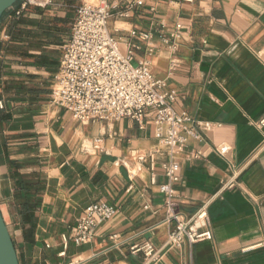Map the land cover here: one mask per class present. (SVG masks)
Listing matches in <instances>:
<instances>
[{
    "label": "crops",
    "instance_id": "0c3cea01",
    "mask_svg": "<svg viewBox=\"0 0 264 264\" xmlns=\"http://www.w3.org/2000/svg\"><path fill=\"white\" fill-rule=\"evenodd\" d=\"M88 1L30 7L12 33L10 15L0 25V210L19 264H264V0H108L133 4L127 19L112 11L109 31L175 92V111L221 125L176 156L177 210L207 206L201 230L212 235L180 249L167 245L173 224L163 223L159 186L168 156L152 114L143 129L132 119L79 123L51 103L77 8ZM99 202L117 217L60 258L62 236ZM135 245L160 261L133 254Z\"/></svg>",
    "mask_w": 264,
    "mask_h": 264
},
{
    "label": "built area",
    "instance_id": "2783aa9c",
    "mask_svg": "<svg viewBox=\"0 0 264 264\" xmlns=\"http://www.w3.org/2000/svg\"><path fill=\"white\" fill-rule=\"evenodd\" d=\"M181 2L193 4L195 0ZM51 5L53 0H22L11 10L9 17L19 20L30 7L45 8ZM132 9V3L121 8L120 3L110 4L108 0L83 3L77 8L71 37L63 47L60 67L54 77L51 103L65 109L79 123L132 119L143 129L148 114H152L160 144L167 150L168 156L161 164L166 183L159 186L165 198L163 223L173 224L167 245L170 249H180L184 244L194 245L210 240L212 235L209 231L201 230L208 218L207 206L190 216L177 210L174 186L180 180V166L176 156L183 153L191 142H202L204 133L221 125L196 121L189 114L177 113L173 108L177 100L175 92L154 75L150 63L138 60L133 48L127 52L121 49L120 41L109 31L112 11H117L118 18L127 19ZM177 29L181 30L182 27L178 25ZM139 38L143 42L149 39L147 35H140ZM171 47L173 51L177 49L175 45ZM4 109L5 103L0 101V110ZM260 126H264V120ZM230 151L227 145L217 148L221 156L228 155ZM192 156L199 159L202 152L196 151ZM151 167H155L152 158ZM233 186L231 184L229 188ZM117 215V209L106 203L90 205L71 233L62 236L63 251L59 257H66L71 242L76 246L94 242L98 227L112 222ZM130 250L133 254L143 251L146 259L154 263L162 257L159 251L151 247L142 249L135 245ZM68 264H79V261L73 259Z\"/></svg>",
    "mask_w": 264,
    "mask_h": 264
},
{
    "label": "water",
    "instance_id": "95a60500",
    "mask_svg": "<svg viewBox=\"0 0 264 264\" xmlns=\"http://www.w3.org/2000/svg\"><path fill=\"white\" fill-rule=\"evenodd\" d=\"M22 0H0V21ZM0 264H19L17 252L8 226L0 210Z\"/></svg>",
    "mask_w": 264,
    "mask_h": 264
},
{
    "label": "trees",
    "instance_id": "16d2710c",
    "mask_svg": "<svg viewBox=\"0 0 264 264\" xmlns=\"http://www.w3.org/2000/svg\"><path fill=\"white\" fill-rule=\"evenodd\" d=\"M12 11H9L8 13L4 14V16L2 17L1 21H0V25L2 24L3 20L5 19L6 16H8L9 14H11ZM17 21L15 19L10 21L9 24V33H12L14 28L16 27ZM25 207H23L24 209Z\"/></svg>",
    "mask_w": 264,
    "mask_h": 264
},
{
    "label": "rangeland",
    "instance_id": "374dc122",
    "mask_svg": "<svg viewBox=\"0 0 264 264\" xmlns=\"http://www.w3.org/2000/svg\"><path fill=\"white\" fill-rule=\"evenodd\" d=\"M95 0H89L88 1V3H92V4H94L95 2H94ZM4 21V20H3ZM110 30V29H109ZM53 81H54V79H53Z\"/></svg>",
    "mask_w": 264,
    "mask_h": 264
}]
</instances>
